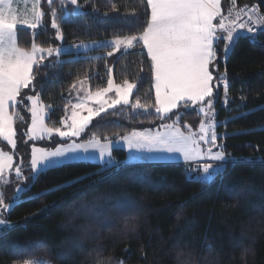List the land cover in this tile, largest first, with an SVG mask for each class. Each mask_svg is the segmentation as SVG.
Listing matches in <instances>:
<instances>
[{"label":"trees","instance_id":"obj_1","mask_svg":"<svg viewBox=\"0 0 264 264\" xmlns=\"http://www.w3.org/2000/svg\"><path fill=\"white\" fill-rule=\"evenodd\" d=\"M78 2L83 5V14L61 24L63 41L56 39V30L51 28L49 10L46 22L37 29L18 28L19 45L26 49L33 43L56 48L59 44L75 46L105 41L138 34L147 20L145 15H131L134 8L138 13L142 11L141 0ZM235 3L242 9L257 7V13L264 18V0ZM113 4L119 12L109 10ZM224 4L227 11L232 1L224 0ZM53 7L59 12L60 0H54ZM46 9L48 4L44 0L42 11ZM100 49L101 56L77 58L71 53L63 60L53 55L44 61V65L56 62L54 66L42 65L36 77V91L42 103L50 106L48 123L56 126L66 115L71 100L64 98L65 89L85 74L93 87L106 86L109 68L113 80L139 84L133 100L154 102L151 61L145 49L137 46L113 52L111 57L107 53L113 51L112 47ZM216 50L217 74L226 73L228 81L227 103L222 86L215 99L217 132L224 151L235 162L229 163L225 172L211 183L191 178L184 164L149 162L106 168L85 161L65 163L30 182L27 161L31 147L48 146V142L26 141L21 136L31 118L17 105V112L26 121L16 118L15 126L18 149L21 148L25 162L22 177L12 174L0 185L1 198L11 204L8 211L0 209V219L15 225L6 235H0V264H22L18 256L12 255L13 249L44 245L58 251L66 239L79 245L69 264H239L240 251L233 247V242L241 238L244 245L254 242L255 256L248 258V264H264V213L257 210L264 204V29L239 36L226 61L222 62V51L217 46ZM191 112L194 116L188 121L179 110L178 115L164 123L195 127L203 118L195 109ZM160 124L159 119L143 110L119 106L95 119L82 140L95 136L99 141H114L134 131L152 132ZM3 144L4 149L10 150ZM113 154L116 161L127 160L125 149L114 148ZM71 181L78 182L69 184ZM65 184L69 186L49 191ZM21 186L26 190L18 193ZM17 195L19 200L12 204ZM86 208L102 211L107 220L103 225L97 223L85 214ZM121 208L127 210L122 212ZM181 252L183 256L179 255ZM35 259L57 264L43 250L24 257L28 261Z\"/></svg>","mask_w":264,"mask_h":264},{"label":"snow or ice","instance_id":"obj_2","mask_svg":"<svg viewBox=\"0 0 264 264\" xmlns=\"http://www.w3.org/2000/svg\"><path fill=\"white\" fill-rule=\"evenodd\" d=\"M48 9L41 10L40 0H34L30 21L26 16H21L17 9L13 8V0H0V137L7 142L11 149H16V130L14 120L19 118L26 122L23 116L17 112V105H21L27 113H30L31 123L26 132L21 136L29 141L51 140L52 148L31 147L30 164L28 165L29 181L35 182L41 174L51 169L63 167L66 162H83L89 157L86 155L91 150L99 148V156H109L112 167L119 168L121 164H128L132 160H156L164 162L165 156L138 157L134 153H178L189 162H204L202 174L198 173L194 179L201 183H211L216 176L222 175L229 163H234L235 158L230 157L224 151V145L218 144V136L211 131L212 124L201 122L199 133L187 134L175 126V123H164L173 119L177 109L194 108L205 117L214 115V102L218 97V89L221 84L224 87L225 103H227L228 81L225 74L218 73L217 44L224 41L222 62L226 61L233 50L235 40L242 34L255 33L256 28L251 24V17L243 19L248 9H237L235 0L232 7L227 9V14L222 11L221 0H141L142 11L134 8L133 17L147 16L142 30L138 34L118 37L113 43L114 50L121 48L127 50L133 47H142L150 58V71L154 81V102L142 103L139 98L133 100L135 83L124 80L117 84L112 78V69H108L107 86L91 91L86 88L88 76L84 80H78L72 85V91L78 94L84 92V96L77 97V102L71 105L70 114L59 121L61 126H49L46 120V109L50 106L42 103L41 96L36 91L38 82L37 74L48 57L59 56L65 53L67 46L56 48L40 47L33 43L30 49H26L17 42L18 25H26L31 29H37L46 22L47 12L51 14V28L56 30V39L62 41L61 24L70 17L81 15L83 5L78 0H60V10L53 7L54 0H47ZM69 5L71 7H69ZM137 7H140L138 5ZM111 12H119L120 9L113 4ZM254 11V9H252ZM235 12V15L233 14ZM253 39L255 37L253 36ZM75 48L85 45H75ZM109 57L113 51L107 53ZM55 61L49 65L54 66ZM35 67V70H34ZM28 91H25V90ZM111 94V95H109ZM129 106L134 110H143L145 114L154 115L161 121L160 127L165 132L147 133L134 131L120 138V141H108L100 144L93 136L91 140L80 141L86 133L94 116L116 106ZM67 107V106H66ZM11 109V111H10ZM154 110L150 112L149 110ZM86 113V114H85ZM124 145L129 150V159L123 162L112 160L108 152L109 145ZM213 149H216L215 151ZM15 167V176L21 177L22 169L13 165V156L6 151H0V179ZM78 181H71L75 183ZM69 184L58 185L49 191H59ZM30 187V184L28 185ZM25 186L18 189L23 193ZM44 195L48 194L43 193ZM239 195V193H238ZM19 200L15 196L12 204ZM11 204L5 203L0 198V209L10 210ZM127 209L121 208L120 211ZM258 211L264 213V204L258 206ZM97 223L103 225L107 220L106 215L95 208L83 210ZM6 221L0 219V235H6L14 228ZM241 240L233 242V247L239 249V264H248V258L255 256L253 243L244 245ZM79 247L77 242L66 239L58 246V251L51 247L38 245L13 249L12 255H16L22 264H49L44 259L33 261L24 260L26 255L34 256L38 251H45L53 256L57 264H69ZM183 256L184 253H179ZM236 258L233 257V260Z\"/></svg>","mask_w":264,"mask_h":264},{"label":"rangeland","instance_id":"obj_3","mask_svg":"<svg viewBox=\"0 0 264 264\" xmlns=\"http://www.w3.org/2000/svg\"><path fill=\"white\" fill-rule=\"evenodd\" d=\"M232 1V3H233V0H231ZM43 2H44V0H40V8H41V10H42V5H43ZM33 4H34V0H13V8L14 9H17L18 11H19V14L21 15V16H26L30 21L32 20V18H33V13H32V8H33ZM221 6H222V11L225 13V14H227V11H225V4H224V0H221ZM229 6H231L232 7V5H229ZM228 6V7H229ZM236 8L237 9H242L240 6H236ZM246 9H248V11H247V14L243 17V19H245V20H248V18L249 17H251L252 19L251 20H254L255 21V18L256 17H258V20L261 18V20L259 21L260 22V24H259V22H257V21H255L256 22V24H257V28H259L258 29V32L260 31V29L262 28V29H264V18L263 17H261L257 12H258V8L257 7H255V6H249V7H247ZM252 9H254V11H252ZM234 15H235V12L233 13ZM260 16V17H259ZM18 28H29V27H27L26 25H18ZM241 35L240 36H249V34H251V33H247L246 31H244V30H241ZM118 37H116V38H112V39H109V40H105V41H93V42H87V43H82V44H78V45H85V47H81V48H75V47H72V46H69V45H64V44H62L63 46H67V51L65 52V53H63V54H61V55H59V56H56V55H54L55 57H57L58 58V60H63V59H65L67 56H65V55H68V54H71V53H75V55L77 56V58H79V57H81V56H101V55H103V54H101V49L100 48H102V47H112V50H113V52H120L121 50H123V51H127V50H129V49H127V50H125V49H123V48H121L120 50H114L113 49V43H114V41L117 39ZM120 38H122V37H120ZM63 41V40H62ZM220 45H222V47H220ZM58 46H61V44H59ZM217 47L219 48V50H221L222 51V56H223V48H224V41H221V42H219V44H217ZM93 51H98V52H96V53H92ZM84 78L85 77H83V78H80V79H78V80H84ZM77 80V81H78ZM77 81L75 82V83H77ZM114 82L115 83H117V84H120V83H122V82H118V81H116V80H114ZM133 83V82H132ZM135 83V82H134ZM136 85H137V83H135ZM93 84H92V81H91V79H89V77H88V79H87V83H86V88L87 89H89V90H91V91H96L98 88H103V87H106V86H99L98 84H95L94 85V87L92 86ZM221 86L223 87V84H221ZM138 87H139V84L137 85V87H136V89H134L133 90V95H134V93H135V91L136 90H138ZM224 88V87H223ZM62 94H63V96H64V98H66V99H68V100H71V104H69V106L67 107V110H66V115L67 114H70V108H71V105H73V104H75L76 102H77V97H78V95L79 96H84V92H80L79 94L76 92V91H72V87L70 88V86L67 88V89H65L63 92H62ZM225 94V93H224ZM109 95H111V94H109ZM154 96H155V92H154ZM215 104V103H214ZM117 107H119V105L118 106H116L115 108H117ZM115 108H109V109H107V111H105V112H102V113H100L98 116H94V118H93V120H92V122L95 120V119H98V118H100V117H102V115H105V114H107V112H109V111H111V110H113V109H115ZM192 109H194V108H187V109H177V110H174L175 112H178L179 110H180V114L182 115V117L184 116V118H186V120L188 121L191 117H193L194 116V113L193 112H191V110ZM10 111H11V109H10ZM50 109L48 108V109H46V120H45V122L49 125V126H52V124L51 123H48L47 122V120H48V117H49V115H50ZM198 113V112H197ZM86 114V113H85ZM109 114V113H108ZM202 118H203V120H202V122L203 123H205V125H207V124H209V123H211L212 124V129H211V131H215L216 132V134H217V136H218V141H217V143L218 144H221V142H220V140H219V135H218V132H217V121H216V119H215V114H216V112H215V109H214V115H212L211 117H205L203 114H200V113H198ZM64 118V117H63ZM91 122V123H92ZM201 124V123H200ZM200 124H198L197 126H195V127H193L191 124H188L186 127H185V129L183 130V128L184 127H181L177 122H175V126L176 127H179L180 128V130L181 131H183V132H185L186 134L190 131V132H192L193 134H197L198 135V133H199V127H200ZM15 126H16V118H15V120H14V125H13V127H14V129L16 130V128H15ZM29 126H30V124H29ZM56 126H61L60 124H56ZM162 129H165V128H163V127H159V128H157V129H155L154 131H152V132H155L156 130V132L155 133H157V132H160V133H163V132H165L166 131V129L163 131V132H161V130ZM17 133V132H16ZM86 134V133H85ZM85 134L80 138V141L81 142H84L82 139L84 138V136H85ZM26 137V136H25ZM92 139V137H90L88 140H91ZM59 140V137H56V136H54L51 140H49V139H47V138H45L44 140H42V141H45V143H47L48 142V146L47 145H41V146H37V147H45V148H51V145L53 144V141H58ZM26 141H29V140H27V137H26ZM38 141V140H37ZM41 141V140H40ZM108 141H112V140H108ZM108 141H99L100 142V144H105V143H107ZM114 141H116V140H114ZM118 141H120V138H119V140L117 139V142ZM4 143V144H3ZM1 144H3V145H6L7 144V142L6 141H4L3 140V138L2 137H0V151H6V152H8L10 155H12L13 156V165L14 166H16V161H17V163H18V166L17 167H21V169L23 168V164H24V162H25V159H24V154L21 152L22 150H21V148H19L18 149V145H17V140H16V149L15 150H13V149H11V146H9V148H10V150H7V149H4L2 146H1ZM114 148H122V149H127V147L126 146H124V145H119V146H116V145H112V144H110L109 145V149H108V152L110 153V156H111V159L112 160H115V158H114V154H113V150H114ZM128 150V149H127ZM214 151L216 150V149H213ZM129 151V150H128ZM141 154L142 153H134L133 155H136V156H138V157H140L141 156ZM88 157H89V159H87V160H85V162H94V163H100V164H102V165H104L106 168L107 167H111V165H110V163L108 162L109 161V156L108 155H105V157H103V158H101L100 156H99V148H97V149H94V150H91L89 153H87L86 154ZM143 155L144 156H165V157H168V159H170V160H166V161H164V162H160V161H156V160H145V161H143V162H140L141 164H143V163H149V162H153V163H162V164H186V166L189 168V172H190V177L191 178H193L194 179V177L198 174V173H200V174H202V165H203V163L204 162H209V163H214V162H212V161H199V162H189V161H185L184 159H183V156H182V154H178V153H173V154H168V153H146V152H144L143 153ZM143 156V157H144ZM66 163H70V162H66ZM30 164V160L29 161H27V166ZM15 175V167L11 170V171H9V172H7L6 174H5V176H4V178H2V179H0V185H1V183L4 181V180H6V179H8L11 175ZM194 175V176H193ZM21 177H22V174H21ZM217 177V176H216ZM215 177V178H216ZM196 180V179H195ZM0 198H1V190H0Z\"/></svg>","mask_w":264,"mask_h":264},{"label":"crops","instance_id":"obj_4","mask_svg":"<svg viewBox=\"0 0 264 264\" xmlns=\"http://www.w3.org/2000/svg\"><path fill=\"white\" fill-rule=\"evenodd\" d=\"M215 103V102H214ZM185 128H183V130H184ZM165 129H162L161 130V132H163ZM157 131V130H156ZM155 131V132H156ZM155 132H147V133H152V134H154ZM119 140V139H118ZM117 141V140H116ZM122 149V148H121ZM126 152H127V160L129 159V151L126 149ZM144 155H143V153L141 154V156L140 157H143ZM164 156V155H163ZM167 160H170V159H167ZM143 161H145L144 159H138V160H132V161H130L128 164H137V163H140V162H143ZM167 162V161H166Z\"/></svg>","mask_w":264,"mask_h":264},{"label":"built area","instance_id":"obj_5","mask_svg":"<svg viewBox=\"0 0 264 264\" xmlns=\"http://www.w3.org/2000/svg\"><path fill=\"white\" fill-rule=\"evenodd\" d=\"M251 19H252V18H251ZM251 24H252V26H254V27L256 28L255 33H251V34H256V33H258V29H259V28L256 27V26H257L256 22H255L254 20H251ZM30 261H33V260H30ZM49 264H51V263H49Z\"/></svg>","mask_w":264,"mask_h":264}]
</instances>
